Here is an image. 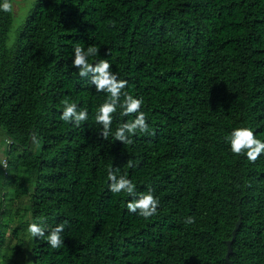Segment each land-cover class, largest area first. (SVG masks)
I'll use <instances>...</instances> for the list:
<instances>
[{
    "label": "trees",
    "instance_id": "obj_1",
    "mask_svg": "<svg viewBox=\"0 0 264 264\" xmlns=\"http://www.w3.org/2000/svg\"><path fill=\"white\" fill-rule=\"evenodd\" d=\"M12 21L13 6L0 11V262L230 264L238 222L228 259L264 264V155L249 161L225 140L237 125L264 139V0H33L8 45ZM77 44L127 80L146 133L101 135L104 94L70 65ZM64 100L89 119L60 120ZM112 115L115 128L134 113ZM110 165L152 188L155 214L107 190ZM63 220L56 249L25 230Z\"/></svg>",
    "mask_w": 264,
    "mask_h": 264
},
{
    "label": "clouds",
    "instance_id": "obj_2",
    "mask_svg": "<svg viewBox=\"0 0 264 264\" xmlns=\"http://www.w3.org/2000/svg\"><path fill=\"white\" fill-rule=\"evenodd\" d=\"M12 9L11 0H0V11L9 12ZM97 47L87 46L82 48L79 44L74 46L68 57L70 65L75 69L80 77H87L85 83L90 84L96 92L104 94L93 114L95 122L100 126V133L107 137L109 133L113 139L122 143H130L135 133H146L149 125L146 123L145 112L141 110L142 100L124 91L127 80L119 78L113 71L107 59L98 58L91 62L89 57H97ZM122 97V98H121ZM117 109L119 111L117 112ZM113 113L121 117H128L133 114L131 119L118 121V125L112 128ZM62 121L80 126L89 119L87 107L78 106L76 102L64 100L58 112ZM227 148L230 152L243 155L249 161L264 155V139L254 135V129L245 125L232 127L225 137ZM129 161V167H132ZM110 165L106 171V187L111 193H124L127 197L124 200V208L141 217H150L157 212L159 203L158 198L153 195V190L148 187L146 191H138L132 180L126 174L117 175ZM193 218L187 215L184 222L192 223ZM67 220L49 225L42 221H30L26 223V232L33 241L43 237L46 244L53 249L62 245V236ZM35 238V239H34ZM3 264V262H0Z\"/></svg>",
    "mask_w": 264,
    "mask_h": 264
},
{
    "label": "rangeland",
    "instance_id": "obj_3",
    "mask_svg": "<svg viewBox=\"0 0 264 264\" xmlns=\"http://www.w3.org/2000/svg\"><path fill=\"white\" fill-rule=\"evenodd\" d=\"M12 2H13L12 3L13 21H12L11 28L8 32V34H9V37L7 40L8 45L11 44V42L13 41L15 34H16V29L20 25L21 20H23V18L25 17L27 12L31 8V6L33 4V0H12ZM1 146H4V138L2 135H0V153L3 152ZM9 187L10 186H8L7 188L10 189Z\"/></svg>",
    "mask_w": 264,
    "mask_h": 264
},
{
    "label": "water",
    "instance_id": "obj_4",
    "mask_svg": "<svg viewBox=\"0 0 264 264\" xmlns=\"http://www.w3.org/2000/svg\"><path fill=\"white\" fill-rule=\"evenodd\" d=\"M238 228V222H236V225L235 227L232 229V235H231V238L229 240L226 241L227 243V252H226V255L225 257L227 258V260L229 261L230 264H232V262L228 259V255L231 251V246H230V243L233 241L234 237H235V232H236V229Z\"/></svg>",
    "mask_w": 264,
    "mask_h": 264
},
{
    "label": "built area",
    "instance_id": "obj_5",
    "mask_svg": "<svg viewBox=\"0 0 264 264\" xmlns=\"http://www.w3.org/2000/svg\"><path fill=\"white\" fill-rule=\"evenodd\" d=\"M0 162H1V164H2V168H5L6 167V159L4 158V157H2L1 159H0Z\"/></svg>",
    "mask_w": 264,
    "mask_h": 264
}]
</instances>
